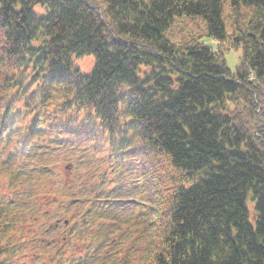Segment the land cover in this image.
<instances>
[{
    "label": "trees",
    "instance_id": "obj_1",
    "mask_svg": "<svg viewBox=\"0 0 264 264\" xmlns=\"http://www.w3.org/2000/svg\"><path fill=\"white\" fill-rule=\"evenodd\" d=\"M225 1L0 0V264H264V0Z\"/></svg>",
    "mask_w": 264,
    "mask_h": 264
},
{
    "label": "rangeland",
    "instance_id": "obj_2",
    "mask_svg": "<svg viewBox=\"0 0 264 264\" xmlns=\"http://www.w3.org/2000/svg\"><path fill=\"white\" fill-rule=\"evenodd\" d=\"M223 19H224L227 31L233 30L235 25L240 24L239 23L240 20H237L235 14L231 12L230 2L228 0L225 1L224 6H223ZM246 19L247 18H243L241 19V21H245ZM207 31H208L207 23L205 19L202 18L201 16H183V17H178L175 19V22L173 23L172 27L170 28L168 32V36L175 43H181L191 34H202L204 35L203 39L206 42L216 46V43H213L212 39L205 36L207 34ZM239 56H240V51H236L234 49H230L226 51L225 59L227 61L228 67L233 72L235 71L236 66L239 63ZM75 64L79 66V68L82 70L83 73H89L94 66V57L91 55L83 56L79 59H76ZM74 112L75 111L73 110L65 109L63 113L72 114ZM74 150L75 149L73 148V146H70L67 149L59 150L58 153L53 155V160H54L52 162L53 168L57 172L56 175L59 176L60 182H62V172L68 173V171L65 169V166L76 160L77 154ZM81 167H83L82 169L84 170L87 166L85 164L84 166L82 165ZM66 180H64L63 183ZM45 183L47 184V182ZM54 190L58 191L57 188H54ZM37 198H42V197H37ZM51 198L52 197H50L49 200ZM65 206L59 208L58 205L55 206L54 204H51L48 207H46V209L50 210L51 212H54L55 210L60 212V213H57L52 219L46 221V225H49L50 223H52V221L54 220V218H56L57 215L62 217L64 215L63 211H64ZM37 218L39 217H36V219ZM49 238L52 239V236L50 235L46 236L44 239L45 244H46L45 247L35 249L36 259L33 258V255H29L27 257L26 264H44L48 261L50 252H52V248H53L49 246L50 245L48 243ZM42 251H45V252H42Z\"/></svg>",
    "mask_w": 264,
    "mask_h": 264
}]
</instances>
